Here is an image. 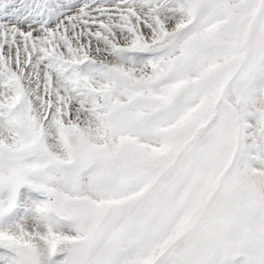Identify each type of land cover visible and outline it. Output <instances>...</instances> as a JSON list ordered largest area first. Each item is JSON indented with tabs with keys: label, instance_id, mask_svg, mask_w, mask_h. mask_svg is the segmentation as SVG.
<instances>
[{
	"label": "snow or ice",
	"instance_id": "1",
	"mask_svg": "<svg viewBox=\"0 0 264 264\" xmlns=\"http://www.w3.org/2000/svg\"><path fill=\"white\" fill-rule=\"evenodd\" d=\"M0 264H264V0H0Z\"/></svg>",
	"mask_w": 264,
	"mask_h": 264
}]
</instances>
